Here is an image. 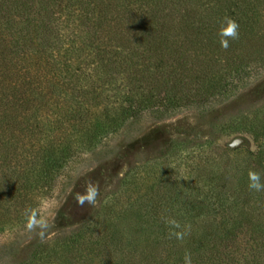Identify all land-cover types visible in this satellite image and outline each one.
I'll return each mask as SVG.
<instances>
[{
  "label": "trees",
  "instance_id": "obj_1",
  "mask_svg": "<svg viewBox=\"0 0 264 264\" xmlns=\"http://www.w3.org/2000/svg\"><path fill=\"white\" fill-rule=\"evenodd\" d=\"M183 2L0 0V234L25 221V208L53 191L81 149L144 114L174 111L192 95H220L227 77L242 74L243 63L223 60L215 81L209 60L191 47L201 25L190 23ZM128 185L132 196L139 194L138 182ZM152 191L132 209L139 204L153 217ZM252 195L264 209V192ZM149 201L155 203L150 209ZM217 201L222 218L214 232L204 231L176 254L174 237L164 261L184 264L187 251L192 264H264V215L251 208L233 218L228 202ZM116 207L112 201L77 230L36 245L23 264H90V258L107 257ZM240 234H250V257L222 253Z\"/></svg>",
  "mask_w": 264,
  "mask_h": 264
},
{
  "label": "rangeland",
  "instance_id": "obj_2",
  "mask_svg": "<svg viewBox=\"0 0 264 264\" xmlns=\"http://www.w3.org/2000/svg\"><path fill=\"white\" fill-rule=\"evenodd\" d=\"M182 5L190 23L201 25L200 39L196 37L191 47L209 60L215 81L223 75V60L243 63L242 74L227 77V88L220 95H192L174 111L161 117L144 114L92 149H81L53 191L34 201L33 207L41 200L52 205L49 222L53 227L41 239L26 230L25 221L14 223L0 234V264H23L36 245L77 230L112 201L117 207L110 224L109 254L90 258V264H138L140 259L142 264H160L172 251L174 238H169L170 229L162 217L191 225L184 239L176 240V254L204 231L214 232L222 218L217 214L219 199L228 202L233 218L251 208L254 215H264L247 176L249 169L264 175V0H184ZM225 16L239 24V38L230 40L227 49L220 46L217 35ZM254 134L259 136L257 141ZM89 179L99 186L98 203L81 207L73 195L83 192ZM133 181L140 184L134 196L128 185ZM152 186L155 192L150 197H157L158 205L150 217L139 204L132 209L131 203L136 198L142 203ZM153 203L149 201V209ZM251 242L250 234H240L222 253L240 250L236 256L249 258Z\"/></svg>",
  "mask_w": 264,
  "mask_h": 264
},
{
  "label": "clouds",
  "instance_id": "obj_3",
  "mask_svg": "<svg viewBox=\"0 0 264 264\" xmlns=\"http://www.w3.org/2000/svg\"><path fill=\"white\" fill-rule=\"evenodd\" d=\"M219 23L220 27L217 32L219 43L222 48L227 49L230 40L239 38V24L230 16L223 17ZM247 176L250 190L264 192V181H262L259 172L249 169ZM83 189V192L74 193V201L81 207L85 204L95 206L98 203V197L100 195L98 184L91 179L85 180ZM51 211L52 205L46 200H41L36 207H26L23 212L26 230L35 233L43 239L49 229L53 227L49 222ZM162 219L169 226V238L175 237L177 240H183L185 235L190 232L191 225H181L178 220L172 217H162ZM183 262L184 264H192L190 252H185Z\"/></svg>",
  "mask_w": 264,
  "mask_h": 264
},
{
  "label": "water",
  "instance_id": "obj_4",
  "mask_svg": "<svg viewBox=\"0 0 264 264\" xmlns=\"http://www.w3.org/2000/svg\"><path fill=\"white\" fill-rule=\"evenodd\" d=\"M238 145V143L236 144V146Z\"/></svg>",
  "mask_w": 264,
  "mask_h": 264
}]
</instances>
